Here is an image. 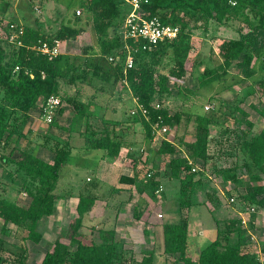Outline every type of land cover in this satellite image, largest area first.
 <instances>
[{
	"label": "trees",
	"instance_id": "trees-1",
	"mask_svg": "<svg viewBox=\"0 0 264 264\" xmlns=\"http://www.w3.org/2000/svg\"><path fill=\"white\" fill-rule=\"evenodd\" d=\"M85 10L92 17V29L96 35L97 46L100 57H118L113 65L115 74H113L112 88L115 87L116 80L125 79L124 86L129 89L132 96L136 99L138 105L147 110L148 120H146L138 109L135 110V121L139 123L147 139H152L154 135L153 127L178 124L181 121L180 113L170 115L168 97H172V87L168 85L169 77L179 80L186 78V62H188V53L191 50L189 33H186L190 22H201L204 29L207 24L215 22L220 25L226 24L233 12L239 10L249 12L251 19L247 22L253 24L255 30L264 32V0H148L143 4V10L146 17H157L163 24L178 26L180 31L173 40L158 43L150 50H143V42L140 40H127L122 42L119 37L110 36V30L123 24L126 7L121 0H84ZM2 19V18H1ZM14 20L0 21V167L5 171L3 179L15 192H23L30 199L27 205H20L11 201L6 196L0 195V234L3 236H18L17 233L24 232L26 236L23 241H30L38 244L42 235L37 230L39 221L44 217H50L54 212V204L58 199L55 189L62 173V168L67 164L70 157V148L68 142H62L56 138L52 140V148H48L44 138L43 147L48 149L53 158L51 161H44L39 158L34 150L30 148L21 149L20 139L24 138V127L30 120V113L38 108L40 102V118L42 116L41 105L46 103L50 97H58L66 106L70 107L75 115L72 122L79 126L83 117H86L85 125V143L88 150H102L107 157H116L120 149L130 147L127 144L123 134L115 131L118 122L99 119L102 122L101 129L93 128L92 121L98 118L93 117L90 106L92 102L80 100L78 92L74 95L61 96L60 86L71 84L72 86L86 80L85 72L82 69L74 67L73 62H69V56L64 54L66 43L78 36L79 30L70 26L61 25L51 36L45 35L39 28L22 25V35L19 37L21 46L10 44L8 37L10 35L9 23ZM255 23V24H254ZM246 35L237 39L222 38L218 43L217 58L221 61L214 67L206 68L201 74L197 69L200 63H209L213 53L208 55V59H201L193 62L196 66L192 74L197 75V87L207 88L212 82L219 81V72L227 74V70L235 67L241 80L244 82L252 79L250 87L243 90V98L254 93L264 96V73L259 77H254L255 73L252 63L257 55L251 52L249 45L251 38ZM56 39L60 42V55L53 60H48L46 56L35 51V48L41 42L52 43ZM124 44L131 48L133 55V67L123 74L124 69ZM9 47V51L4 48ZM264 50V46H263ZM168 53V62H162V56ZM264 53V52H263ZM17 68V70H16ZM96 67V71H97ZM264 72L263 61L260 62V68ZM71 73V74H70ZM67 74H70L69 78ZM110 75L107 72L99 77L103 86L109 84ZM254 77V78H253ZM67 79V80H66ZM63 80V82H62ZM86 82H84L85 84ZM174 85L177 83H173ZM172 84V86H173ZM86 85V84H85ZM94 88V87H93ZM104 89V88H103ZM182 91L178 90V95ZM185 92V94H184ZM195 94V91L185 90L183 96L189 97ZM244 100V99H243ZM167 101V106L163 105ZM191 101V100H190ZM195 106V101L190 102ZM64 104V105H65ZM64 105L54 114L50 123H46L54 128H59L56 121L57 116L65 112ZM160 108L156 109L155 106ZM230 113L223 117V121L228 118L236 124L239 121L236 114L246 115V113L236 105L229 106ZM196 108V106L194 107ZM212 108L208 110H212ZM205 109V111H208ZM203 111L200 108L199 112ZM259 122L262 128L257 134L242 132L243 140L238 143L240 150L244 153L248 168H255L264 175V107L256 109ZM196 132L188 143H180L183 151L177 148L167 140H162L159 149L155 152L156 157H162L164 161L169 155H175L183 152L185 156L178 155L171 159L167 175L172 179H178L180 182L179 202L181 208H191L199 206L202 203L195 199L196 190L199 181L194 180L191 173V166L200 163L205 164L208 160L207 146L214 136H210L212 127H223V122L219 123L213 112H195ZM190 119L192 116L183 113ZM65 132L67 130L62 128ZM70 131H72L69 128ZM234 131V130H233ZM227 127L221 134L229 133ZM242 136H239L242 138ZM18 157L15 158V153ZM142 172V169H139ZM138 172V173H139ZM143 174L139 185L136 188L140 191H146L151 197L159 192L160 180L158 173L147 172ZM252 181H260L258 176H252ZM222 180L224 182L239 183L235 174L231 175L230 170L222 171ZM128 182L130 180H127ZM132 182V180H131ZM6 185V184H5ZM248 192L242 197L240 203L241 211L247 215V220L253 222L254 217L258 215V210L264 208V187L254 186L249 188ZM5 192V190L3 191ZM209 197V195H208ZM77 217L69 225V243L75 248L71 250L67 244L56 239L51 250L44 253L40 264H154L155 250L144 251L139 262L128 258L123 242L117 239L114 230L98 231V241H86L81 233L83 219L94 204L95 197L91 195H80L78 197ZM253 209V211H251ZM257 213V214H256ZM216 220V219H215ZM216 230V238L206 247L201 249L197 255L192 253L188 240V223L181 220L178 223H165L163 225V254L172 259H176V264H261L260 255L264 254V244L257 248L256 243L251 238L252 232H257L254 228L249 231L242 224L240 218H233L228 221L219 222ZM8 224L13 225L16 231L10 230ZM253 224V223H252ZM252 224L250 227H252ZM223 225V226H222ZM222 226V227H221ZM147 235V233H145ZM4 240L0 238V264H27L24 254L9 252L10 258H6L2 253L8 252L4 248ZM15 246V245H14ZM19 249L20 246H17Z\"/></svg>",
	"mask_w": 264,
	"mask_h": 264
},
{
	"label": "rangeland",
	"instance_id": "rangeland-1",
	"mask_svg": "<svg viewBox=\"0 0 264 264\" xmlns=\"http://www.w3.org/2000/svg\"><path fill=\"white\" fill-rule=\"evenodd\" d=\"M83 5L84 0H0V18H4L5 20H14L16 23L26 27L29 26L39 28L47 36L54 34L60 29L61 25L78 29V36L66 43L64 54L69 56V62L72 61L74 67H77L78 69L81 68L82 72H85L86 80L84 82H86V85L84 82L80 83L81 81H78L76 86H72L71 84L67 85L65 81L63 82L62 80L64 84L62 87L60 86V94L65 98L66 96L74 95L76 92H78L80 100L84 99L87 102H92V106H90L91 112L92 110L97 109L98 116H101V113L104 112L107 118L116 117L120 112L119 110L121 107H124L126 111L128 110L127 103L124 102H126L127 99L131 97L128 88L125 87L119 79L116 80L115 87L113 90H111V82L113 81V74H115V70L113 69V65H111L106 60V58L100 57L99 55L96 35L92 29V17L86 12ZM77 10L81 11L79 16L76 14ZM229 16V21H227L224 25L210 21L207 24V29H204L201 27V22H190L187 29L185 30L186 33H189L191 46V50L188 53V62L185 64L186 78L181 80L182 83H177L175 85L173 84V86L168 81V85L174 89L171 91L172 97H168L167 99L168 102L170 101V104L168 105L170 115H173L174 113H180L181 121L178 124L166 125L167 132L164 136H167L166 138L169 140H174L178 146H180V143H186L191 139H194L193 136L196 132V124L194 120L195 114H197L195 112L201 114H204L203 112H213L219 123H224L223 127H212L210 129V136H214V138L207 146L208 160L205 162V164L203 165L197 163L194 164V166H191L192 169L194 168L193 171L191 170V173L195 174L194 180L199 181L197 186L199 188L196 190L195 199H197V202L202 203L201 205H203V208H199L198 213L197 210L191 212L188 211V208H182V220H185V222L188 223V240L189 243L190 240L192 243L196 242V239H201L199 235L203 234V231L206 228L210 229V227L215 226V229L217 230L218 226L215 224L216 220H220L219 222L222 220V222H224L233 218H240L243 226L247 228L248 231L251 228H253L252 230L255 228L256 231H260L259 234L258 232L255 233L251 231L253 234L251 238L256 243L257 248H261L262 244L264 243V218H260L259 214L264 213V208L258 210V215H256L253 222H251L247 220L246 213L241 211L240 203L242 201V197L248 192L247 190L249 188L251 189L254 186L264 187V175L255 168L246 167L245 163L247 162V159L244 153L240 150L238 143H240L244 138V136H242V132H249L250 134H257L260 132L262 124L259 122L256 109H261L264 107V96H261L256 92L248 98H243V90L247 87H250L253 81L250 78L244 82L236 83L235 81L241 80L242 76H239V73L235 67L228 69L226 75H223V73L220 71L218 73L219 77H223L220 78L219 81L212 82L210 87H205L202 89L197 87V75L192 74L191 71L193 62L201 59H208L207 57L210 52L211 55L213 53V57L211 56L210 59L212 61L207 64H205V62L200 63L197 69L198 74H201L206 68H211L218 64V61H216V59L219 60L217 58V47L219 40L222 38H230L233 36L238 37L241 34H248L247 36L251 38L249 48H251V52L255 53L258 57L251 65L255 73L254 77H259L260 74L264 73L259 69L260 62L263 61L264 64V32L255 30L253 28V24H249V22H247V19L248 21L251 19V17H249L248 10H239L237 12H233ZM121 26L122 24L110 30V36L116 35L119 37L121 34ZM1 34L2 31L0 30V35ZM4 48L9 51L8 46L4 45ZM162 58L163 63L168 62V53L162 56ZM220 62L221 61L219 60V63ZM96 67L98 68L97 71ZM195 67L196 66L193 67V70ZM103 72H107L110 75L109 84H105L103 86L104 89L100 84L102 81H100L101 79L99 78ZM70 74H67L68 77L66 78H69ZM72 89H75L76 92L74 93ZM178 90L182 91L181 95H178ZM185 90H191L192 92L195 91V94L193 96L191 95L190 97L189 95L183 96L182 94ZM193 101H195L196 108H194L195 106H191L190 102ZM163 105L167 106V101L164 102ZM232 105L238 106L246 113L244 116L240 113L236 114L239 124H236L230 118H228L226 121H223V117L230 113L229 106ZM205 106H210V108L213 107V109L205 111ZM64 108L66 109L65 119L64 121L60 120L59 124L62 125L63 128H67L69 123L68 118L71 116L73 110L66 106V104L64 105ZM200 108H202L203 111L199 112ZM117 111L119 112L116 113ZM112 112H115L116 114H112ZM183 113H188L192 116L190 119H187V116L185 114L183 115ZM92 114L94 115V113ZM98 116H96V118H98ZM101 120L95 119L92 121L91 123L93 128H103L102 122L100 123ZM41 121L44 122L40 118L38 119L37 116V124L32 125V133L29 135V140L42 146V144L45 142L43 137H48L47 134H52L58 140H61L62 142H68V149L70 148L71 151L73 145H71V141L69 140V131L65 132L64 130L59 129L46 130L45 127L41 126ZM72 127L74 128V126ZM225 127H227L230 132L221 135L225 130ZM84 132L85 131H83V133ZM140 132L142 134L144 133L141 130ZM130 135L131 133H127L126 140H130ZM239 136H242V138ZM50 139L53 138L51 137ZM50 139L48 137V140L46 141L48 148L53 147V141H50ZM158 143L156 142L150 147L155 149V146H158ZM144 146L145 145L140 142L137 152H139V154L145 158L148 156H153V153H149V151L147 152L146 150V155V153L141 150ZM20 147L25 149L26 147L32 148L33 146L25 140H22ZM181 148L182 150L184 149L182 146ZM38 150L39 148H36L35 151ZM42 150L46 151L47 157L49 154L51 155V153L48 152V149L43 147ZM88 152L93 154L92 151ZM180 154L185 156L183 152ZM18 155L19 154L16 152L14 155L15 158L18 157ZM41 155L45 156L42 153ZM85 156L86 155H83L81 157L82 167L77 168L75 165H73L72 161H68L66 167H64L62 174L60 175L61 184L59 187L60 190L58 191L62 197H65L66 195L73 197L71 196L73 195L71 194L73 193V189H70L66 186L70 179L77 177V173L80 174L81 178L82 175H84L87 171H91L94 167L96 161L88 160ZM152 161L158 166V170L166 171L169 168L168 162L162 161L160 157H155ZM151 168L152 167L149 169ZM223 170H230V174H235L240 182H224L222 180ZM146 171L147 170H145V172ZM252 176H258L260 181H252L250 179ZM173 188L178 190L179 185H170V190H172V192ZM162 189L155 194V202H157L159 205L154 204L153 209L150 210L151 214L147 215L148 219L146 225L142 221V223H139L134 230L127 231V224H129V222L133 223V220H131V212H129L122 221L124 226H121L117 229L119 232L117 235L124 237L123 245L126 250V256L135 260L136 262L141 260L144 251L153 249L156 253L154 264H176V259H172L168 257V255L163 254V248L161 247V231H159L162 229V223L160 222L161 215L158 214H164V221H176L178 217V209L176 208V200L174 196H172V192L169 191L168 187L166 188V191L163 190L162 192ZM177 190H175V192ZM150 198L153 199V197ZM231 199L233 201H231ZM58 200L62 201L64 199L59 198ZM135 200L137 201V199ZM29 201V198H25L24 200H21V202L19 201V203L28 204ZM111 201H113V199ZM136 201H133L134 204ZM160 205L162 206V212L159 211L160 209L156 211V207ZM111 207L107 208V212L109 214L106 212V217H103V221H105V224H103L105 226H99V224L93 222L92 219L89 220L88 217L83 219L81 233L86 241H98L99 229L105 228L108 230L113 227L114 215L112 214H115V212L110 214V212H112ZM97 210L98 209L95 208V213H91V215H95L97 212H99V210ZM75 215L76 213L74 210L66 211V209L61 210V208L56 207L53 217L45 219L43 222L41 221L39 223L38 231L42 235V238L38 244L31 243L27 240L23 241L22 238L26 236V233L22 231L17 233L18 236H15V239H13L11 236L8 237L0 234V238H2L5 243L4 248L6 250H10L8 252L2 253L3 256L10 258L8 255L9 252L24 254L23 256L25 257L27 264H39L42 261L44 253L47 250L52 249V245L56 239L60 240V242L64 244H67L69 248L73 250L75 246L70 244L68 239L70 234L69 225L74 221V218L76 217ZM215 216L217 218H214ZM198 218L205 221H200L199 227L196 223ZM154 222H156L155 224L159 226L158 233H156V230H154V232L152 229L155 225ZM204 223H210V225L206 227L204 226ZM251 224L252 227H250ZM255 224H259V227H254ZM115 228H117L116 225ZM145 231L148 232L147 235L145 234ZM151 231L154 232L153 237L150 235ZM17 246L22 248L19 249ZM190 246L192 253L197 255L199 245L196 247L192 243Z\"/></svg>",
	"mask_w": 264,
	"mask_h": 264
},
{
	"label": "crops",
	"instance_id": "crops-1",
	"mask_svg": "<svg viewBox=\"0 0 264 264\" xmlns=\"http://www.w3.org/2000/svg\"><path fill=\"white\" fill-rule=\"evenodd\" d=\"M242 35L243 34L239 35L238 37H240ZM238 37L233 36L230 38L237 39ZM72 91L75 93V89H72ZM128 91H129V89H128ZM129 94H130L131 98L127 99V101L124 102V103H127L128 110L126 111L124 109V107H121L119 110L120 112L119 111L116 112V113L119 112L116 116L117 118L116 117H110V116H108L110 118H107L105 116L104 112L101 113V116H98L97 115L98 114L97 109L92 110V112L94 113L93 117L98 116V118H103L104 120H106V121L108 120L109 122H112V121L118 122L115 126V131L118 132L119 134H123V136L125 137L124 138L125 140H126L127 133L128 134L131 133L130 138H129L130 140H127V144L130 147L121 148L119 155H117L116 157H107L102 150H88V149H86L85 134L83 133V131H85L86 117L82 118L79 126H75L74 123L72 122L73 117L75 115V112L73 111L71 113V116L68 118L69 123L67 125V130L69 131V134H68L69 140L71 141V145H73V148H71V153H70V157H69L68 161H72L73 165H75L77 168L82 167L81 157L83 155H86L85 157L88 160H91V161L95 160L96 162H95V165L92 168V170L87 171L84 175L81 176V178H80V174L77 173L76 174L77 177L72 178L68 181L66 186L70 189H73V193H71V194H73V195H71L73 197H70L69 195L62 197L60 195V193L58 191L60 190L59 187L61 184V180H60L61 177L59 178V181H58L56 189H55V194L57 195L58 199L63 198L64 200L59 201L57 199L55 201L53 214L55 213V209L57 207V208H61V210L66 209V211L67 210H74V212L76 213L75 216L77 217V205H78V201H79L78 197L80 195L94 196L95 197L94 204L91 207V209L89 210V212L85 215V217H88L89 220L92 219L93 222H96L97 224H99V226L102 227L105 224L104 223L105 221H103V219L106 217V215L108 213L107 208L112 206L111 207L112 212H110V214L115 212V214H112V215H114V217H113L114 222H113V227L108 229V230H114L117 239H119L120 241L123 242L124 237L117 235L119 233L117 229L121 226H124V223L122 222L124 220V217H126L127 214L129 212H131V217H132L131 220H133L132 221L133 223L129 222V224H127L126 230L127 231L134 230L135 227L139 223H142V221L145 225L147 224V219H148L147 215L151 214L150 210L153 209L154 204H157V202H155V196H153V199H151L150 198L151 196L149 193H147L144 190L140 191L136 188V185L138 186L139 182H140L139 178L142 179L143 174L147 173V172H153L154 174L158 173L161 189L163 188L162 192H163V190L166 191L167 187H168L169 191L172 192V190H170V185H173V186L179 185L178 190L173 188V192H172V196H174V198L176 200V202H175L176 208L178 209V217H177L176 221L175 220L174 221H170V220L164 221V214L163 213L158 214V215H161L160 216L161 217L160 222L162 223L161 224L162 229L160 228L161 230H159V231H161V241H162L161 247L163 248V225L165 223H178L182 220L183 215H181V211L183 209L181 208L180 202H179L180 182L178 179L170 178L167 175L166 171L158 170V166L155 163H153L152 160H153V158L156 157L155 152L159 149V146L161 145L162 140L159 136H154L152 139H147L145 137V134L144 133L142 134L140 132V130L144 132V129L139 123L134 122L135 117H133V114H132V112L133 111L135 112V110L137 109L138 104L136 102V99L132 96L130 91H129ZM250 96H247L246 98H248ZM81 100L86 102V100H84V99H81ZM124 101H125V99H124ZM39 105H40V102L38 103V108L30 113V120L26 124V126L24 127V130H23V134L25 135V137L21 138L19 143L21 145V141L25 140L26 142L30 143V145L33 146L32 148H30L31 150L35 151L36 148H39L38 151H35L36 155L39 158L43 159L44 161H51L53 158L52 154L51 155L49 154V156L47 157L46 151L42 150L43 146H40L39 144L34 143L33 141L29 140V135L32 133V125L37 124V122H36L37 116H38V119L40 118ZM123 106H124V104H123ZM129 110H130V112H129ZM65 112H66V110H65ZM65 112L63 114L57 116V118H56V121L59 125V128L51 127L50 125H47L45 122H42V121H41V123H42L41 126L45 127L46 130L47 129L48 130H52V129L62 130L63 127H62V125L59 124V122H60V120L64 121L65 115H66ZM116 113L112 112V114H116ZM131 114H132V116H131ZM72 126H74V128ZM69 128L72 131H70ZM64 129H66V128H64ZM47 135L48 136L50 135L51 137L56 138L52 134H47ZM157 139H158V141H157ZM140 142H142L145 145L144 147H142L141 150H143L145 153L147 150V152L149 151V153H153V156H150V157L148 156L145 158V157H142L139 154V152H137L138 151L137 148H139ZM156 142L157 143L159 142L158 146L156 145L155 149H152L150 146H152ZM168 142L172 143L177 148V150L183 151L181 146H178L177 143L174 142V140L168 139ZM186 143H188V142H186ZM74 145H76V146H74ZM88 151H92L93 154L89 153ZM41 153L44 154L45 156L41 155ZM146 155H147V153H146ZM178 155H181V154L178 153ZM178 155H177V153L175 155H173V154L169 155V157L166 159V162H168V164H169L170 160L176 158ZM160 159L162 161H164V159L162 157H160ZM66 165L64 167H66ZM64 167L62 168V171H63ZM150 167H152V168L149 169ZM140 168L142 169V172H139ZM0 170H1V173H0V194L2 196H6L11 201H14L20 205H27L24 203L23 204L19 203V201L21 202V200L28 198L27 195L24 194L23 192H20V193L15 192V190H13L11 188L13 185H9L7 183V181H5L3 179V177L5 176L4 169L2 167H0ZM145 170H147V171L145 172ZM136 176H139V178ZM127 180H130V181L128 182ZM131 180H132V182H131ZM4 190H5V192H3ZM175 190H177V191L175 192ZM112 199H113V201H111ZM135 199H137V201ZM133 201H136V203L134 204ZM110 202H111V204H110ZM157 205H159V204H157ZM202 206L203 205L193 206V207L189 208L188 211L192 212V211L197 210V213H198L199 208H201ZM95 208H97L99 210V212H97L95 215H91V213H95L94 212ZM161 208H162L161 205L156 207V211L158 209H160L159 211L162 212ZM259 215H260V218H264V213L263 214L260 213ZM51 217H53V215L50 217H44L39 221V223L41 221L43 222V220L49 219ZM85 217H84V219H85ZM219 217H220V215H219ZM214 218H217V217L215 216ZM149 219H150V217H149ZM197 220L198 221L196 223H197V226L199 227V224H200L199 222L203 221V220H200L199 218ZM203 222H205V221H203ZM39 223L37 226V230L39 229ZM155 223L156 222H154V224ZM204 224H205L204 226H206V227H208L210 225V223L209 224L204 223ZM115 225L117 228H115ZM7 227L12 231H16V228H14V226L11 224H8ZM254 227H259V224H255ZM158 228H159V226H157V224H155L152 229H153V231L156 230V233H158ZM102 229L104 230L105 228H102ZM153 231L150 232V235H152L151 237H153V235H154L153 233L155 231L154 232ZM257 232L259 234L260 231L258 230ZM145 233H148V232L145 231ZM10 236L13 239H15L14 235H10ZM199 236L201 237V239H199V240L196 239V242H192L193 245H195L196 247L199 245L198 252L201 249H203L204 247H206L209 243H211L216 238L215 226L210 227V229L206 228L203 231V234H200ZM192 243L190 240V244H192ZM260 262H261V264H264V254L260 255Z\"/></svg>",
	"mask_w": 264,
	"mask_h": 264
},
{
	"label": "built area",
	"instance_id": "built-area-1",
	"mask_svg": "<svg viewBox=\"0 0 264 264\" xmlns=\"http://www.w3.org/2000/svg\"><path fill=\"white\" fill-rule=\"evenodd\" d=\"M148 0H121L122 4L126 7L127 11L125 13L124 21L121 26V34L119 38L122 42H126L127 40H140L143 42V50H150L152 47L157 45L158 43L173 40L179 34V27L172 26L169 24H163L159 18L146 17V14L143 10V4L147 3ZM77 16L81 14L80 10L76 11ZM2 19L0 18V21ZM10 35L8 37V42L10 44H15L16 46H21V41L19 37L22 35V25L14 22L9 23ZM125 56H124V69L123 74L126 71L133 67V55L131 53V48L124 44ZM35 51L47 57L48 60H53L57 56L60 55V42L56 39L50 44L46 41L40 43L39 46L35 48ZM118 60V57H108V62L113 63ZM17 70V68H16ZM181 80L169 77V83L171 85L173 83H182ZM122 82L125 83V79H122ZM64 103L58 97H50L45 105H41L42 116L41 119L50 123L54 117V114L58 111V109L62 108ZM156 109H159L160 106L156 105ZM137 109L142 113L143 117L148 120L147 110L144 109L141 105H137ZM205 109H210V106H205ZM132 114H135L133 111ZM155 136H159L161 140L168 139L164 136L167 132L166 126H158L155 125L153 127ZM161 191V187L159 188ZM231 201H233L231 199ZM253 211V209H251Z\"/></svg>",
	"mask_w": 264,
	"mask_h": 264
}]
</instances>
